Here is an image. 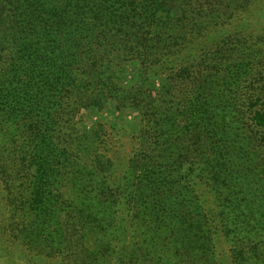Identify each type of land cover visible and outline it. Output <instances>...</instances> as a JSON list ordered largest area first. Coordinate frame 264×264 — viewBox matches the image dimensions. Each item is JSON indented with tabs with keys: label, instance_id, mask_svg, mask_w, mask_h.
I'll list each match as a JSON object with an SVG mask.
<instances>
[{
	"label": "trees",
	"instance_id": "trees-1",
	"mask_svg": "<svg viewBox=\"0 0 264 264\" xmlns=\"http://www.w3.org/2000/svg\"><path fill=\"white\" fill-rule=\"evenodd\" d=\"M198 1L151 0V9L144 7L145 3L136 10L135 0H0V184L6 181L7 188L14 189L15 194L5 202L0 200V226L10 224L8 232L16 233L27 244L55 247L64 242L71 219L76 220L84 232L104 223L109 226L125 210L123 199L142 200L156 194L158 183L155 178L151 180L152 175L164 169L165 178L171 180L172 172L183 167L180 160L186 155L181 154L182 148L174 140L170 139V147L160 149L159 139L154 138L153 143L140 150L134 160L135 166H142L145 171L141 172V186L133 191L136 192L134 196L132 191H126L125 177L122 179L117 169L103 165L102 158L88 149L79 150V158L82 155L88 161L85 165L79 164L78 183L71 181L68 193L53 196L49 190L56 172L53 165L61 153L47 135H41L39 144H34L41 134L36 132L42 130H36V126L52 125L55 118L51 114L52 101L59 90L66 96L81 92L85 109H100L107 100H112L115 108L140 104L151 114L155 125L164 112L170 117H176L174 112H177L179 116L182 113L179 108L180 112L173 106L163 110L162 104L172 101V91L178 84L174 78L188 79L182 74L193 64L200 63L195 54H201L215 33L212 38L224 41L228 48L220 61L224 65V90L240 93H234V97L225 94L224 112L206 100L203 103L207 105L206 116H224V150L228 155L234 153L242 157L245 150L248 156L238 171L234 170L237 164L233 160L224 159V180L219 184H224L227 195L217 203L214 201L211 209H204L199 225L195 223L191 241L195 245L190 246L199 247L196 242L203 232L206 235L203 242L211 241L214 254L212 261H204V264L216 262V245L229 248L224 256L233 252L236 264H264V103L257 93L261 87L257 81L259 77L250 69L254 56L264 52V0H203L216 7L219 3L224 5V12L216 21L213 18L215 10L196 7ZM128 7L131 11H122ZM154 16L158 22L153 20ZM223 24L224 38L217 34L219 31H213L215 26ZM152 30H155L151 34L154 37L148 39L144 34ZM188 38L196 45H183V41L189 43ZM163 50L172 52L177 66L173 65L174 61L169 63L171 67L157 65L155 58ZM214 50L213 54L221 55L218 48ZM33 53L43 63L35 69L25 68L28 61L23 57ZM180 56L183 57L177 59ZM124 60L129 64L126 66L136 67L128 86L122 79L123 69L118 67ZM149 69L160 82L156 87L147 85ZM167 70L170 73H166ZM245 75L252 77L247 85ZM192 84L195 93V81ZM50 89L54 91L49 95ZM199 89L207 96H215L210 87L199 86ZM189 100L196 101L183 112L192 115V108L198 106L200 99L195 93ZM182 127L188 132L187 126L178 124L171 129L181 130ZM211 132L212 140L220 141L222 136H218L215 127ZM84 137L88 142L96 138L91 131ZM241 177L245 179L242 187L234 183V180L240 182ZM240 193L245 195L240 196ZM167 201L162 202L161 205H165L160 209L165 211L168 204L174 205L170 222L180 227L173 226L176 228L173 238L182 244L184 236L178 233L184 230L182 224L187 222L184 217L180 220L182 212H186L183 211L186 204L181 206L176 201ZM216 206L223 209L215 212ZM244 224L248 230L240 228ZM160 230L163 232L162 228ZM89 243L92 250L88 256H96L89 264H107L108 258L116 254L113 241L108 242L101 236ZM205 247L207 252L210 244ZM9 248L11 246H3L0 242V264H35L31 258L21 259L18 247L17 255L9 253ZM146 248L144 254L150 251ZM125 250L129 255L128 249ZM99 254L101 262L97 261Z\"/></svg>",
	"mask_w": 264,
	"mask_h": 264
},
{
	"label": "rangeland",
	"instance_id": "rangeland-1",
	"mask_svg": "<svg viewBox=\"0 0 264 264\" xmlns=\"http://www.w3.org/2000/svg\"><path fill=\"white\" fill-rule=\"evenodd\" d=\"M135 1L138 4L136 10H139L143 6L141 4L145 3L147 5H144V7L152 8L151 0ZM223 6L222 3H219L216 7V5L203 0H199L196 5V7L203 10H215L214 21L224 12ZM126 9L127 11H131L129 7L122 11ZM84 10L88 11L86 7ZM153 20L158 22L159 19L154 16ZM154 31H150V34L145 31L144 35L148 39H152L154 36L151 37V34ZM213 31H219L217 34H220L224 38V24L215 26ZM243 33L247 32L244 31ZM212 37L210 41L208 40L201 54H195L200 63L193 64L188 69L189 73L183 70L184 73L182 75L188 77L189 80L169 76L176 79L178 84L175 85L172 91V101H165L168 104L163 103L162 109L165 110L173 106L176 111L179 108L182 113L177 116L178 113L174 112L176 117H170L168 113L164 112L156 119V125L152 122L151 114L148 110L139 103V105L134 104L135 106L125 105L119 106V108L116 106L115 108L112 100H107L100 109H85L82 108L84 100L81 92L74 93V95L67 94V96L62 90L55 93L57 97L52 101L51 110V114L55 118L50 119H53L52 125H45L44 127V124H42L41 127L36 126V130H42L38 133L36 132L37 135L41 134L34 140V144L38 145L41 141V135L45 137L47 135L55 144V146L53 145L54 148L56 149L57 147L59 153H61L59 159L58 157L55 158L56 161L53 165L56 172H54V177L51 179L52 183L49 188L53 196L68 193L71 181H77L78 183V178L80 177L79 164L83 163L85 165L86 161H88L82 155L79 158L80 149L82 151H87L88 149L91 153L102 158L103 165L117 169L122 179L123 177L126 179L127 192L137 191V188L141 186L140 183L143 176L141 172L145 170L142 166L136 167L134 160L137 159L142 148L153 143L154 138L159 139L161 143L160 149L170 147V139L178 143V147L182 148L181 154L186 155L183 160H180L183 167L181 170H177V168L172 172V179L168 176L171 180L165 178L163 174L164 169H161L160 174L154 173L151 180L153 178L157 180L158 192L149 198H142V200L136 197V200L132 201L127 198L123 199L125 210L118 214L120 218H116L111 223L112 225L108 226V224L104 223L100 227H95L91 231L84 232L80 230L77 221L71 219L65 231L64 242L61 245H54L55 247L27 244L16 233L8 232L11 231L10 224L8 226L2 225L0 226V242L3 246H11L9 253L16 254L18 247V256L21 259L31 258L35 264H89L90 260L94 261L93 259L96 258L95 255L88 256L92 250L89 241L94 237L101 236V238L107 239L108 242L113 241L115 245L113 251L115 250L116 254H112L108 258L110 262L107 264H141V261L135 257L140 258L145 262L144 264H204V261H212L214 257L212 243L211 241L203 242L206 238L203 232L199 233L200 240L196 242L197 247H199L193 248L190 246V244L195 245L191 242L194 235L193 232L195 231V223L199 225L198 221L204 216V209H211L214 201L217 203L227 195L228 191L225 189L224 184H219L220 181L224 180V170L226 169L224 159L233 160L237 164L234 170L238 171V169H242L244 159L248 156L245 150L242 152V157L239 155L235 156L234 153L228 155L224 150V116L221 115L213 118L206 116L207 105L203 104L206 100L209 101L212 107L215 103L216 109L224 112V108L226 107L225 94L227 93L232 95L231 97H234L236 96L234 93H240L239 91L233 93L224 90V65L220 61L224 59V54L228 53V48H225L224 41ZM188 39L190 40L189 43L186 40L183 41V45L187 44L188 47L196 45L192 39ZM217 48L221 55L217 56L213 54L214 49ZM183 51L185 50L182 49ZM171 53L164 50L161 51L155 58V61L158 62L157 65H160V67H164V65L171 67L169 63L176 59V57H172ZM182 57H177V59L180 60ZM263 57L264 52L255 55V61L253 60L252 65H250V69L261 79H257L259 87L261 86L257 91L261 97V103H264V86H262L264 84ZM23 59L28 61L25 68L29 69H35L43 63L36 53H33L29 57L24 56ZM191 59H193V56ZM125 61H121L118 67L120 66V69H123L122 73L124 76L122 79L124 84L128 86L131 84L132 73L136 67L132 65L131 68L126 66L129 64ZM173 65L177 66V62L174 61ZM198 67H202V69ZM151 73L152 71L149 69L147 85L156 87L160 82L156 79V76H153L154 72ZM166 73H170V71L167 70ZM244 78L247 79L246 85L249 80L252 81L251 75L249 77L245 75ZM192 81H195V93L200 100L198 106L192 108L194 113L191 115L189 112L183 111L196 101L189 100L195 94L192 91ZM199 86L212 88L215 96L203 94L204 90L199 89L198 91ZM53 91L50 89L49 95ZM243 94H246L244 90ZM179 102H181L180 105L176 104ZM41 119L39 118L38 120ZM44 122L47 123V121ZM177 124L184 127L187 126L188 132L183 127L181 130L171 129ZM214 127L218 136H222L220 141L218 139L212 140L211 138V129ZM87 131L94 132L96 136L91 142L85 140L84 134ZM56 154L58 156V153ZM160 154L163 155V152ZM34 157V159L37 158V156ZM239 180L240 182L234 180V183L242 187L245 179L241 177ZM228 181L230 180L228 179ZM216 187L218 188L216 189ZM248 189L254 191L251 188ZM13 190L12 188H7L6 181L2 182L0 184V200L3 199L5 202L7 198H14L15 194ZM135 194L136 192H133V196ZM239 195L244 196L245 194L240 193ZM165 199H168L167 203L169 201H176L181 206L186 204V208L183 210L186 212H182L180 220L184 217V220L187 222L184 225L182 224L184 230L178 233L184 236L181 238L182 244L173 238L175 229L180 227V224L174 226V222H170L171 213L175 212L174 205L168 204L165 211L160 209L165 205H161L163 201V203H166ZM194 204H196L197 208ZM199 204L204 207H200ZM6 205L7 207L10 205L9 201H7ZM216 207L213 210L215 212L223 209V207ZM173 226L176 228H173ZM245 227L248 230L246 224L240 226L241 229ZM138 228L140 229L136 230ZM160 228L163 229V232H161ZM203 231L208 233L206 228H203ZM151 240L152 242H150ZM13 243L16 245L13 246ZM209 244L210 249L206 252L205 246ZM146 247H149L150 251H146V254H144L143 250L147 249ZM126 248L130 253L129 255L125 250ZM135 249H137V252ZM220 249L221 253L219 252ZM226 250L228 251L229 248L224 247V245L215 246L217 260L213 264H236L237 260L233 257V252H227L224 256V251ZM119 254H121V259L117 258ZM97 261L101 262L100 254Z\"/></svg>",
	"mask_w": 264,
	"mask_h": 264
}]
</instances>
